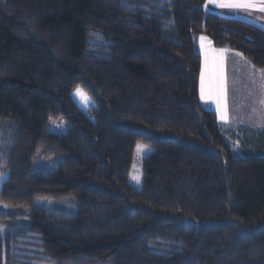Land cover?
<instances>
[{
	"label": "trees",
	"instance_id": "1",
	"mask_svg": "<svg viewBox=\"0 0 264 264\" xmlns=\"http://www.w3.org/2000/svg\"><path fill=\"white\" fill-rule=\"evenodd\" d=\"M205 1L0 0V126L16 128L0 205L29 211L0 264H264V130L202 106L196 47L205 36L264 71V30ZM137 144L152 149L141 190ZM63 198L75 211L35 207Z\"/></svg>",
	"mask_w": 264,
	"mask_h": 264
},
{
	"label": "crops",
	"instance_id": "2",
	"mask_svg": "<svg viewBox=\"0 0 264 264\" xmlns=\"http://www.w3.org/2000/svg\"><path fill=\"white\" fill-rule=\"evenodd\" d=\"M205 4L203 8L207 13L244 21L264 30V11L211 4L205 8ZM196 47L201 56L198 92L202 106L214 111L221 124L234 130H264V71L254 67L240 53L215 48L205 36L197 38Z\"/></svg>",
	"mask_w": 264,
	"mask_h": 264
},
{
	"label": "rangeland",
	"instance_id": "3",
	"mask_svg": "<svg viewBox=\"0 0 264 264\" xmlns=\"http://www.w3.org/2000/svg\"><path fill=\"white\" fill-rule=\"evenodd\" d=\"M77 90H80L79 95H77ZM72 99L74 102L82 109L84 112H88L89 109L94 107L93 101L88 97V95L81 89L77 88L72 93ZM15 127L13 122H4L0 126V155L2 154V149L6 144H10L14 137ZM47 129L51 133H64L68 129V124L63 120H51L48 123ZM238 142L234 143L232 146V154L235 158L242 157V154L238 151ZM152 149L143 144H137L134 152V158L132 167L129 175V183L132 187L137 190L142 189V163L143 160L151 154ZM6 178L4 175H0V185L2 181ZM35 207L40 209H58L66 213L75 211V206L72 201L67 198L63 199H39L35 202ZM0 214L9 215L13 222L11 224L0 223V241H4L10 237H16L19 233L27 231L29 224V211L21 209H13L0 205Z\"/></svg>",
	"mask_w": 264,
	"mask_h": 264
},
{
	"label": "snow or ice",
	"instance_id": "4",
	"mask_svg": "<svg viewBox=\"0 0 264 264\" xmlns=\"http://www.w3.org/2000/svg\"><path fill=\"white\" fill-rule=\"evenodd\" d=\"M214 5L217 7H229V8H239V7H253L257 11H264V0H258V3L255 2V0H206L205 8L208 7V5ZM201 39H205L204 37H201ZM203 80H204V73L203 69L201 72V85H202V94H203ZM77 95L81 94L80 90H77Z\"/></svg>",
	"mask_w": 264,
	"mask_h": 264
}]
</instances>
